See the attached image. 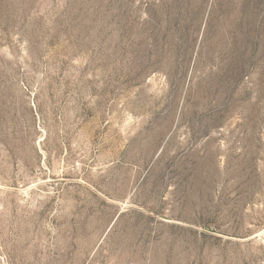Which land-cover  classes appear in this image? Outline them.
<instances>
[{
    "label": "rangeland",
    "instance_id": "rangeland-1",
    "mask_svg": "<svg viewBox=\"0 0 264 264\" xmlns=\"http://www.w3.org/2000/svg\"><path fill=\"white\" fill-rule=\"evenodd\" d=\"M0 264H264V0H0Z\"/></svg>",
    "mask_w": 264,
    "mask_h": 264
}]
</instances>
